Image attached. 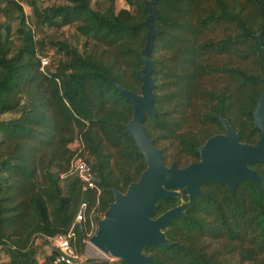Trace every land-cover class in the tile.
Here are the masks:
<instances>
[{
	"label": "trees",
	"instance_id": "obj_1",
	"mask_svg": "<svg viewBox=\"0 0 264 264\" xmlns=\"http://www.w3.org/2000/svg\"><path fill=\"white\" fill-rule=\"evenodd\" d=\"M27 1L30 16L19 0H0V116L17 114L0 119V255L3 264H51L55 252L37 239L67 231L85 204L72 243L81 264H109L84 256L95 231L89 216L94 208L102 216L113 200L109 189L124 192L145 169L126 133L132 104L110 77L139 90L147 0H122L120 8L115 0ZM155 8V115L146 114L144 125L165 162L197 161L196 148L223 132L220 114L241 141L255 144L253 110L264 89L255 35L262 30L264 46V0H158ZM66 26L83 38L80 47L35 37L43 27ZM46 43L62 58L49 56L42 71ZM78 138L98 196L69 174ZM251 167L264 179V161ZM201 187L187 215L165 228L177 244L145 248L151 264H264V185L261 195L247 179L234 192L210 181ZM179 201L158 200L154 216Z\"/></svg>",
	"mask_w": 264,
	"mask_h": 264
},
{
	"label": "water",
	"instance_id": "obj_2",
	"mask_svg": "<svg viewBox=\"0 0 264 264\" xmlns=\"http://www.w3.org/2000/svg\"><path fill=\"white\" fill-rule=\"evenodd\" d=\"M157 1L145 2L147 16L143 25L147 30L145 44L140 50L141 67L136 74L140 84L138 92L126 89L110 77L114 88L132 104V116L126 124V133L143 156L145 169L136 181L127 185L124 192L109 189L113 200L97 220L96 230L88 240L106 257L124 264H151L149 254L145 253L147 246L177 244L167 238L165 228L175 218L187 215V210L204 194L201 186L207 181L225 184L230 192H234L238 182L247 179L259 195L264 185L263 177L251 167L256 162L264 161V89L253 110V123L260 131L255 144L241 141L239 134L220 114L218 119L223 132L208 137L196 148L199 155L197 161L179 166L175 161L167 164L161 149L148 136L144 125L145 115H155L154 61L150 53L158 33L153 24ZM255 38L264 58L262 30ZM172 198H178L179 203L154 216L157 201Z\"/></svg>",
	"mask_w": 264,
	"mask_h": 264
},
{
	"label": "built area",
	"instance_id": "obj_3",
	"mask_svg": "<svg viewBox=\"0 0 264 264\" xmlns=\"http://www.w3.org/2000/svg\"><path fill=\"white\" fill-rule=\"evenodd\" d=\"M40 69L42 71L49 65V55H39ZM74 154L69 164V174L75 175L81 182L82 189L95 190L97 196L100 194V188L95 183L94 175L90 164L83 157L84 145L80 138H78L73 144ZM61 178L64 174H61ZM85 204L81 205V208L75 216V222L65 231L64 233L57 234L53 237L43 238L42 240H48L45 249L50 251L53 250L55 255L51 261V264H81L83 259L76 251L75 246L72 243L74 238V224L78 223L85 218ZM91 227L95 229L96 218L102 216L96 212L95 208L90 212ZM92 232V230H91ZM90 232V233H91ZM3 256L0 255V264H3Z\"/></svg>",
	"mask_w": 264,
	"mask_h": 264
},
{
	"label": "rangeland",
	"instance_id": "obj_4",
	"mask_svg": "<svg viewBox=\"0 0 264 264\" xmlns=\"http://www.w3.org/2000/svg\"><path fill=\"white\" fill-rule=\"evenodd\" d=\"M24 8V11L28 16L31 14V8L29 5V2L27 0H19ZM101 1V0H99ZM43 4H47L49 0H41ZM96 0H93V6L96 5ZM115 6L117 8L123 7L125 4L122 0H115ZM41 36L44 37V39L51 38L52 40H69L73 45H76L80 47L83 38L78 36L76 34V31L73 26H66V27H61V28H54V27H43L41 31H37L35 37L40 38ZM48 54L51 57V60L53 63H56L59 59L62 58V55L60 53H57L56 49H52L48 47V43H46L44 47V51L42 54ZM17 114H11V113H5L0 116V119L2 120H9L11 118L16 117ZM185 199V198H183ZM96 230V227L95 229ZM95 231L92 232V234ZM91 234V235H92ZM42 239L38 238L37 242H41ZM44 244H47L44 242ZM43 248V247H42ZM3 259L6 261V256L2 255ZM84 256L86 259L89 260H101V261H108L109 264H124L120 260H112L111 257H106L103 253L98 251L95 247H93L88 240L86 241V246H85V252ZM38 258L42 259V252L41 250L38 251Z\"/></svg>",
	"mask_w": 264,
	"mask_h": 264
},
{
	"label": "bare ground",
	"instance_id": "obj_5",
	"mask_svg": "<svg viewBox=\"0 0 264 264\" xmlns=\"http://www.w3.org/2000/svg\"><path fill=\"white\" fill-rule=\"evenodd\" d=\"M98 250V249H97ZM99 251V250H98Z\"/></svg>",
	"mask_w": 264,
	"mask_h": 264
}]
</instances>
